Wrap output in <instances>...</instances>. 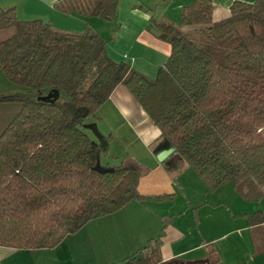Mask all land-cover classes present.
<instances>
[{"label": "trees", "instance_id": "16d2710c", "mask_svg": "<svg viewBox=\"0 0 264 264\" xmlns=\"http://www.w3.org/2000/svg\"><path fill=\"white\" fill-rule=\"evenodd\" d=\"M54 8L115 21L119 0H57ZM212 14L211 0H191L179 25L150 18L171 52L149 78L113 60L90 26L74 32L0 9V31L13 28L0 40V68L36 95L32 101L0 94V246L51 249L94 217L147 197L138 190L137 162L96 168L107 149L99 150L87 125L119 85L208 190L230 181L243 200H264V0L234 1L219 21ZM52 91L59 98L44 100ZM245 215L264 252V209ZM161 237L122 264H163ZM213 251L189 263L219 264Z\"/></svg>", "mask_w": 264, "mask_h": 264}, {"label": "crops", "instance_id": "0c3cea01", "mask_svg": "<svg viewBox=\"0 0 264 264\" xmlns=\"http://www.w3.org/2000/svg\"><path fill=\"white\" fill-rule=\"evenodd\" d=\"M190 1L119 0L116 19L119 27L116 37L106 44L109 56L117 62L126 63L149 78H154L158 68L166 62L171 47L157 36L150 18L175 22L180 19L182 7ZM211 1L213 21H219L229 15L234 1L250 3L254 0ZM56 2L57 0H0V9L13 7L19 20L45 19L56 28L74 32H81L87 26L95 27L99 24V20H96L99 19L98 17L83 18L60 12L54 8ZM99 30L97 32H100ZM114 116L120 123L126 125L135 140L136 145L132 146L136 148L135 153L133 152L135 154L133 160L143 171L138 190L142 195L147 196L142 201L135 202L142 204L144 208L132 209L129 208V205H132L129 203L112 214L94 217L81 229L67 235L58 245L51 248L62 254L51 264H122L123 260L135 254L159 234H162L160 250L164 263L173 260L189 263L205 260L210 255L214 257L212 244L217 234L208 237L206 231L200 228L202 225L200 217L198 219V210L209 205L210 201L206 199L207 196L199 199L196 204L190 202V199L185 209L191 210L192 219L184 216L187 213L185 209L176 211L168 206V203H172L175 198V194L172 193L175 185L179 187L181 184L179 181L175 184L176 177H171L161 170V163L156 156L167 147L159 141L160 131L123 85L114 89L109 99L99 107L96 118L91 119L89 124L95 123L99 129V122L110 121ZM90 133L95 138L92 132ZM102 134L107 137L109 144L113 141L111 132ZM172 155L173 153L164 160L166 165L167 159ZM159 196L165 197L158 198ZM147 201L151 205L167 202V207L156 204L151 209L144 205ZM218 225L220 224L213 223L211 227L217 232L220 229ZM229 233H225L224 236ZM259 248L261 256H264L261 247ZM33 251L36 250L0 246V262L1 264H31V262L41 264L37 260L26 259Z\"/></svg>", "mask_w": 264, "mask_h": 264}, {"label": "rangeland", "instance_id": "374dc122", "mask_svg": "<svg viewBox=\"0 0 264 264\" xmlns=\"http://www.w3.org/2000/svg\"><path fill=\"white\" fill-rule=\"evenodd\" d=\"M40 20L48 21L45 19ZM96 20H99V24L92 28L96 31L100 29L99 33L109 43L116 37L119 23L117 20L105 21L101 18ZM174 23L179 25L180 19ZM12 32L13 28L0 31V40L6 39ZM16 92H24V88L9 82L0 68V94L9 95ZM110 121L98 123L99 130L107 134L111 132L113 138L106 153H101L100 155V164L102 167L118 166L134 161L133 155H135L136 150V148L132 147L136 145L134 143L135 140L126 125L120 123L115 116ZM111 127L113 129L109 130ZM131 149L133 150L131 151ZM161 167V170L171 177H176V180H174L175 184H178L176 181H179L181 184L179 187L176 185L174 187L172 193L175 194V198L172 203H168L171 209L184 211L190 199V202L193 201L196 204L199 199L207 196L206 199L210 201L209 205L198 210V219L200 217V223L202 224L200 228L206 231V235H209L208 237H213L212 235L217 234L212 248L214 250L217 249L220 254L219 264H264V256H261L259 251L261 243L257 239V228L248 224L245 215V213H253L256 208L264 209V200L258 203L243 200L236 194L234 185L230 181L225 182L215 191H208L200 177L191 168L186 166L176 154H173L167 159V165L166 163H161ZM201 189L204 192H201ZM131 204L129 208L132 209L144 208L142 204L136 203L135 201L131 202ZM153 204L151 205L147 201L144 205L151 209L156 204H162L160 206L167 207V202ZM185 210L187 213L184 216L192 219L191 210ZM213 223L220 224L218 225L220 229L217 232L211 227ZM192 225L194 226V222ZM227 232L232 233L224 236ZM35 250L26 257L27 260H37L41 264H51L58 257L62 256L58 250ZM31 264L35 263L31 262Z\"/></svg>", "mask_w": 264, "mask_h": 264}, {"label": "water", "instance_id": "95a60500", "mask_svg": "<svg viewBox=\"0 0 264 264\" xmlns=\"http://www.w3.org/2000/svg\"><path fill=\"white\" fill-rule=\"evenodd\" d=\"M45 24H48V21H44ZM9 97H18V98H25V99H29L34 101L36 99V95L35 93H29V92H16V93H12L8 95ZM50 97H52L51 100H56L59 98V92L58 91H52L51 93H49V95L45 98H43L44 100H50ZM88 129L92 132V134L94 135L95 139L98 142V148L101 151H104L107 149L108 147V139L106 136H104L99 129L97 128V125L95 123H90L87 125ZM175 151L174 147H169V148H165L162 149L156 156L157 160L159 162H163L164 160ZM96 168L98 171L100 172H108V171H112L113 168L112 167H102L100 164V160L97 161L96 164ZM163 264H171L169 262L167 263H163ZM179 264H190V263H179Z\"/></svg>", "mask_w": 264, "mask_h": 264}]
</instances>
